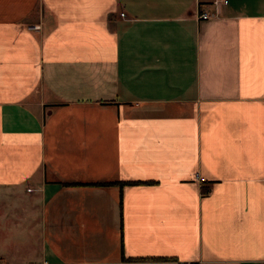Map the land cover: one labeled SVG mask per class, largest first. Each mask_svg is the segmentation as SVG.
Here are the masks:
<instances>
[{
  "label": "crops",
  "instance_id": "0c3cea01",
  "mask_svg": "<svg viewBox=\"0 0 264 264\" xmlns=\"http://www.w3.org/2000/svg\"><path fill=\"white\" fill-rule=\"evenodd\" d=\"M211 1L0 0V264H264V0Z\"/></svg>",
  "mask_w": 264,
  "mask_h": 264
},
{
  "label": "built area",
  "instance_id": "2783aa9c",
  "mask_svg": "<svg viewBox=\"0 0 264 264\" xmlns=\"http://www.w3.org/2000/svg\"><path fill=\"white\" fill-rule=\"evenodd\" d=\"M226 2H227V0H212L210 4L215 7V10L214 11H212V10H200V12L198 14V18H200V19H208V18L217 16V14H218L217 8L221 4H224ZM36 27H38V25H36ZM184 264H198V263L197 262H193V261H189V262H186Z\"/></svg>",
  "mask_w": 264,
  "mask_h": 264
},
{
  "label": "rangeland",
  "instance_id": "374dc122",
  "mask_svg": "<svg viewBox=\"0 0 264 264\" xmlns=\"http://www.w3.org/2000/svg\"><path fill=\"white\" fill-rule=\"evenodd\" d=\"M35 27H36V26H35ZM35 247H37V248H38L39 246H35Z\"/></svg>",
  "mask_w": 264,
  "mask_h": 264
}]
</instances>
